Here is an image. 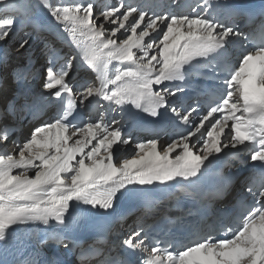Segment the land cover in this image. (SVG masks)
<instances>
[{"label": "snow or ice", "instance_id": "6c2138e0", "mask_svg": "<svg viewBox=\"0 0 264 264\" xmlns=\"http://www.w3.org/2000/svg\"><path fill=\"white\" fill-rule=\"evenodd\" d=\"M39 12L55 21L98 83L82 85L77 104L69 83L77 56L57 67L55 41L41 37L47 66L40 95L47 93L59 107L23 140L13 139L15 118L25 112L36 118L44 106L11 101L0 111V248L7 251L17 231L32 224L52 228L50 242L64 249L78 246L69 235L78 223L74 211L110 216L120 197L148 198L158 185H180L179 196L210 158L248 149L259 180L246 185L247 195L230 212L195 226L187 242H162L140 227L119 241L125 251L116 256L93 245L80 246L81 256L96 257V264H132L129 257L137 254L139 264H264V9L258 20L248 16L245 32L237 21L247 14L226 0H195L189 13L133 0H0V42L19 34V22L32 29L17 41V51L25 50L43 30L33 20ZM236 42L244 50L233 57ZM194 65L214 81L202 116L199 102L182 108L168 99L185 90ZM15 75L27 79L18 70ZM93 99L103 102L99 119L74 123L76 108ZM132 108L152 118L170 111L188 130L167 145L158 137L138 142L135 154L122 158L118 146L129 145L131 137L121 121ZM109 112L120 119H106ZM8 117L13 123H3Z\"/></svg>", "mask_w": 264, "mask_h": 264}, {"label": "rangeland", "instance_id": "374dc122", "mask_svg": "<svg viewBox=\"0 0 264 264\" xmlns=\"http://www.w3.org/2000/svg\"><path fill=\"white\" fill-rule=\"evenodd\" d=\"M84 1V0H83ZM39 17H42L43 15H45V22H43L42 24L35 22L36 24L40 25L42 27V31L39 35L37 34H33L31 37V42L30 45L27 46V48L25 50H21V51H17V41L20 39L21 36H23V32L24 31H29L31 32V26H28L27 28H23V26L19 25L18 22V30H19V34L14 36L12 39H9L7 42H0V61H5L6 62V66L7 67H0V77H3V83L2 85H0V91H2V93H4V95L6 94V87L7 86V93L9 94L8 96L11 97L10 100L8 101H3L4 99L0 96V104L2 106H0V111H3L4 108L9 104V102L11 101H15L16 103L19 101V99H21V96H23V92L24 89H22L23 87L26 86V83L29 81L30 83L34 82L35 78H39V76L42 75L41 70L42 67L44 66V60H45V52L44 49L40 50L43 40L41 39V37H46L48 40L51 39V41H56V45H57V41L60 38L59 34L56 30V25H55V21H53L51 19V17L47 16L46 13L43 12H39L37 13ZM111 27V26H110ZM55 28V29H54ZM22 29V30H20ZM34 50H38L39 56H36L34 53ZM16 52V53H15ZM16 56V57H14ZM12 57L15 58V60L18 61V64H15L14 62H12ZM38 59L40 60V62L42 63V67L41 65H38ZM10 62H12L10 64ZM41 67V69H39L38 67ZM37 68V69H36ZM18 70L22 73H25L27 75V79H17L16 75H15V71ZM8 74L9 78L8 81L7 79H5V75ZM34 74H38V76L34 75ZM5 81H8L7 83H5ZM38 85H40L41 81H36ZM5 85V86H4ZM37 86V85H36ZM9 90L12 91L8 92ZM39 90V89H38ZM41 91L43 92V90L41 89ZM12 95V96H11ZM20 95V98H19ZM40 95V94H39ZM18 100V101H17ZM21 115H17V117L15 118V131L16 133H13V139H20L19 135L17 134L18 132H25V130L27 129L26 132V138L30 135V131L32 128L29 127V124L31 123H26L27 126H25L24 124H19L18 122H16L17 120H20ZM6 123H13V118L12 117H8V119L6 120ZM20 127V128H19ZM23 130V131H22ZM22 140V139H21ZM161 140V139H160ZM163 142V145H167L169 143H171L170 139H164L161 141ZM135 140H131V143L129 145H120L118 146L120 149L119 155L122 158H129L131 156H133L135 154ZM10 148V147H9ZM30 174H34V173H30ZM35 229H33L32 232H34ZM36 232V231H35ZM35 234V233H34ZM37 234H35V236H31V239L33 241H36L37 244H39V247H41V249H44L43 246H40L44 243H41V241H45V240H49L47 239V237H44L43 235L41 236H36ZM50 245V244H48ZM48 247V246H47ZM46 247V248H47ZM45 248V249H46ZM63 250V248H62ZM59 253V252H57Z\"/></svg>", "mask_w": 264, "mask_h": 264}, {"label": "bare ground", "instance_id": "6f19581e", "mask_svg": "<svg viewBox=\"0 0 264 264\" xmlns=\"http://www.w3.org/2000/svg\"><path fill=\"white\" fill-rule=\"evenodd\" d=\"M85 2H87V0H84ZM97 2H98V0H96ZM102 2V0H100V3ZM45 15H43L42 17H39L38 16V14H36L34 17H33V20H34V22H38V23H40V24H42L43 22H45ZM43 21V22H42ZM110 27V26H109ZM55 29V28H54ZM62 38H63V36H62ZM61 38V39H62ZM64 40V39H63ZM50 41H51V39H50ZM65 41V40H64ZM56 42V41H55ZM66 42V41H65ZM44 49V43H42V46H41V48H40V50H43ZM16 53V52H15ZM34 53H35V55L36 56H39V53H40V51H39V53H38V50H34ZM14 57H16V56H14ZM12 62H14L15 64H18V61L17 60H15V58H13L12 57ZM12 62H10V64L12 63ZM38 62H39V64L38 65H41V67H42V63L40 62V60L38 59ZM7 67V66H6ZM41 67L39 66L38 68L39 69H41ZM37 69V68H36ZM75 74H76V76H77V78H80V77H87V74H85L84 72H82V71H79V70H76V72H75ZM5 79H7L8 80V78H9V75L8 74H6L5 75ZM8 81H10V80H8ZM8 81H5V83H7ZM42 81H43V79H42ZM37 85V86H36ZM42 85V84H41ZM5 86V85H4ZM8 86V85H7ZM7 86H5L6 87V90H4V91H6V94L4 95V93H2V91H0V96L4 99L3 101L5 102V101H8V100H10L11 99V97L10 96H8L9 94L7 93ZM9 87V86H8ZM26 88H32V91H34V92H37L36 90H41V87L38 85V84H36V82L34 81V82H32V83H30L29 81L26 83V86H25ZM25 87H23V88H25ZM8 92H11L12 93V91L11 90H9ZM39 95V94H38ZM45 94H43V96H44ZM12 96V95H11ZM41 95H39V96H36V97H40ZM19 98H20V95H19ZM36 100H37V98H36ZM45 101L48 103V101L45 99ZM30 102H33V101H29V103ZM37 103H39L38 101H36ZM0 106H2L1 104H0ZM53 113V112H52ZM51 113V114H52ZM21 118H22V116L20 117V120H17L16 122H18L19 124H24L25 126H27L28 125V123H27V125H26V122H24V121H22L21 120ZM50 117H45L44 119H42L41 121H39V122H36V123H33V124H29V127L30 128H33V127H35V126H39L40 124H42V123H46V119H49ZM97 119H99V114L96 116V119H93V120H97ZM49 121V120H48ZM3 123H6V120L5 121H3ZM20 128V127H19ZM23 131V130H22ZM26 132H27V129L25 130V132L23 131V132H21V133H17V134H20L19 135V137H20V139H25L26 138ZM14 133H16V131L14 132ZM201 139V137L199 136V134H198V136L197 137H195V138H193V142L195 143L197 140H200ZM131 140H133V139H131ZM135 140H137L138 142H141V141H147V140H149V139H146V140H144V139H138V138H136ZM163 139H161L160 141H162ZM138 142H136V143H138ZM161 143H163V142H161ZM9 151H11V146H10V148H9ZM228 171L230 172V173H233V171L232 170H230V169H228ZM132 221H133V217H130L129 219H127L121 226H122V228H125V227H128V226H130L131 225V223H132ZM32 225H35L36 227H38L39 228V231L40 232H44L46 235H43V234H41V235H43L44 237H47V239H49V243L48 244H50V245H48V247L46 248V252H48V253H50V254H54V256H57V255H61L60 253H57L56 251H51V250H49V249H51L52 247H53V243L52 242H50V236H51V233H52V231H48L47 229H45V226H43V225H40V224H32ZM120 229V228H119ZM114 230H116V228H114ZM33 231V229L30 227V226H28V228H22V229H20V230H18L17 231V233H16V241H13V243L12 244H15L16 246H19L20 244H22L23 243V241L24 240H28V241H30V242H32V244L35 246V247H38L39 245L38 244H35V241H33L32 239H31V236H30V234L32 235V236H35V234H37L38 236H41L40 234H38L37 232H32ZM47 231V232H46ZM122 231H124V229H122ZM35 233V234H34ZM36 235V236H37ZM37 236V237H38ZM38 243V242H37ZM41 247H39V249H40ZM62 250V249H61ZM63 250H66V249H64L63 248Z\"/></svg>", "mask_w": 264, "mask_h": 264}]
</instances>
